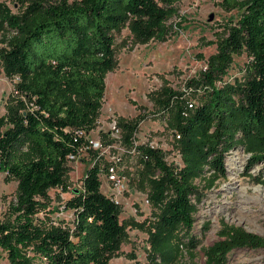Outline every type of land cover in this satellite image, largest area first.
Masks as SVG:
<instances>
[{
  "label": "trees",
  "instance_id": "16d2710c",
  "mask_svg": "<svg viewBox=\"0 0 264 264\" xmlns=\"http://www.w3.org/2000/svg\"><path fill=\"white\" fill-rule=\"evenodd\" d=\"M179 1L0 0V58L7 76L17 78L0 116V172L17 181L16 198L0 220V248L9 264H109L120 250L121 206L101 190V161L90 162L82 187L65 203L73 225L52 218L58 209L50 190H70V157L79 155L85 134L97 126L106 77L118 67L115 34L129 27L136 40L164 39ZM223 2L239 16L207 69L189 82L201 100L191 97L190 108L187 96L165 89L167 99L160 101L176 112L182 167L170 166L159 149L138 147L158 174L161 214L148 261L134 264L195 257L200 241L192 231L202 199L196 180L214 186L239 146L250 166L264 162V0ZM242 53L248 61L233 74L234 55ZM139 122L120 119L127 143ZM219 237L204 250L206 264H226L236 248L264 247L261 236L236 225L224 224Z\"/></svg>",
  "mask_w": 264,
  "mask_h": 264
},
{
  "label": "rangeland",
  "instance_id": "374dc122",
  "mask_svg": "<svg viewBox=\"0 0 264 264\" xmlns=\"http://www.w3.org/2000/svg\"><path fill=\"white\" fill-rule=\"evenodd\" d=\"M11 6L14 12L18 11ZM178 9V15L167 23L164 39L154 36L146 41L136 40L129 27L115 34L118 67L106 77L101 115L91 131L92 137L100 136L105 143L127 149L121 164L124 188L114 190L113 182L101 176V190L120 204V220L125 227L120 250L109 264L146 263L161 214L155 198L158 174L147 165L141 153L131 152L132 146L125 141L120 119L140 121L133 141L139 146L161 150L170 166L182 167L181 144L175 136L176 112L166 109L160 101L167 99L165 89L179 93L190 91L189 82L199 79L207 69L208 58L217 51L239 16L237 10L226 8L223 0H180ZM247 61L246 53L234 55L231 72L239 74ZM16 82V77L7 76L0 58V116L6 113V102L15 93ZM187 97L196 103L202 98L194 93ZM114 123L119 130L116 136L110 133ZM119 149L114 147L113 153H119ZM250 164V155L239 146L227 155L226 174L217 178L214 186L208 188L196 180L202 199L198 202L192 232L200 244L195 257L184 253L181 264H206L204 250L220 240L219 232L224 224L243 227L264 239V162ZM89 166L88 158L82 165L72 164L68 192L50 190L51 206L58 209L51 215L55 221L73 225L74 212L65 209V203L73 197V189L82 187V178ZM16 194L17 181L0 172V220L8 215ZM170 194L167 189L166 195ZM0 264H9L7 253L1 248ZM226 264H264V247L236 248L229 253Z\"/></svg>",
  "mask_w": 264,
  "mask_h": 264
},
{
  "label": "built area",
  "instance_id": "2783aa9c",
  "mask_svg": "<svg viewBox=\"0 0 264 264\" xmlns=\"http://www.w3.org/2000/svg\"><path fill=\"white\" fill-rule=\"evenodd\" d=\"M190 91H186L183 93L185 96L191 95V93L194 91L193 88L189 87ZM187 94V95H186ZM189 107H193V101L190 99L188 101ZM114 127L111 129L110 133L113 136H116L119 133V130L117 129V123L113 124ZM115 130V131H112ZM137 133V132H136ZM136 133L134 134L131 142V152L133 153H140L139 145L136 143V141H133L134 137L136 136ZM86 138L85 141L80 149V153L77 156H71L70 157V164L79 163L81 160L89 159L92 163H97V161L102 162V166L106 168L104 171L103 176H105L108 180H111L113 182V189L114 190H121L123 189V176L121 174V164L123 162L122 155L127 152V149L123 147H119L118 145H113L111 143H105L103 142V139L100 136H94L92 137L91 132L85 134ZM120 148L119 153H113V149ZM94 156V158H93ZM147 202H149L147 200Z\"/></svg>",
  "mask_w": 264,
  "mask_h": 264
},
{
  "label": "crops",
  "instance_id": "0c3cea01",
  "mask_svg": "<svg viewBox=\"0 0 264 264\" xmlns=\"http://www.w3.org/2000/svg\"><path fill=\"white\" fill-rule=\"evenodd\" d=\"M84 163V160H81L79 163H78V165L80 164V165H82ZM58 191V190H57Z\"/></svg>",
  "mask_w": 264,
  "mask_h": 264
}]
</instances>
